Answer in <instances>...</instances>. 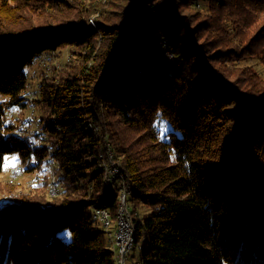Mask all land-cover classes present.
<instances>
[{
    "label": "trees",
    "instance_id": "16d2710c",
    "mask_svg": "<svg viewBox=\"0 0 264 264\" xmlns=\"http://www.w3.org/2000/svg\"><path fill=\"white\" fill-rule=\"evenodd\" d=\"M22 1L54 12L84 2ZM90 1L66 24L0 29V173L12 152L27 172L50 169L33 186L42 196L0 204V262L117 264L93 213L115 220L126 185L137 264H264V88L236 73L264 48L206 34L236 15L244 23L264 0H117L112 11ZM63 46L71 59L39 80L35 142L6 111L27 108L26 67Z\"/></svg>",
    "mask_w": 264,
    "mask_h": 264
},
{
    "label": "rangeland",
    "instance_id": "374dc122",
    "mask_svg": "<svg viewBox=\"0 0 264 264\" xmlns=\"http://www.w3.org/2000/svg\"><path fill=\"white\" fill-rule=\"evenodd\" d=\"M96 0H92L95 2ZM106 2L105 7L109 8L110 11L115 6L117 0H103ZM90 0H84L83 3H74L67 6V10L52 11L49 7H41L33 3H26L22 0H7L2 6H0V29H17L21 30L27 27H43V26H58L60 24H66L69 21L78 20L81 16V11L83 6H91ZM89 4V5H88ZM1 5V3H0ZM83 5V6H82ZM183 11V10H182ZM249 15L245 19V22H241L236 15L234 21L231 19H226L225 22L229 25L230 28H221L217 30L211 29L207 30L206 34L210 36L219 37L220 41L226 40V36L234 34L239 39L238 49L242 46L253 47L252 51L261 52V48H264V7L259 9H254L253 7L248 8ZM181 12V11H180ZM225 12V11H224ZM222 15L226 18L220 10H215L212 13L211 17L215 18L216 15ZM98 15V16H97ZM91 21L94 17L100 18L99 14L91 15ZM103 19V18H102ZM191 20H194L196 23L197 15H193ZM235 26L239 27V31L234 30ZM231 30L233 33H229ZM263 35H259L255 38L254 43L252 44V37L258 35L259 32ZM230 41H228L229 43ZM233 44H237V41H233ZM264 52V51H263ZM245 53H243L244 55ZM71 53L69 46H63L61 49L56 50L55 52L46 51L40 54L35 61L26 67V72L28 76L27 88L24 91V94L27 96L28 105L25 109L9 107L11 114H9L7 119L17 121L21 130L26 136L32 141H37L34 137L36 131L40 130L39 125V116L37 104L35 98L37 96V90L39 85V80L43 71L50 72L51 68L54 66L60 68L65 62L71 59ZM68 58H70L68 60ZM77 63L75 59L74 64ZM230 67H232L230 65ZM233 68V67H232ZM240 78H245L249 83H255L252 88L259 89L264 88V60L261 58H246L240 62L239 69L236 71ZM257 75L259 79H257ZM237 76V75H235ZM136 135L133 133L132 136ZM112 160L119 163V160L116 158L114 152ZM22 163V159L18 152H12L5 155V162L3 171L0 173V204L6 202L9 199H14L17 196L25 197H35L42 196V193L45 191L41 187H33L35 184L43 182L47 178V171L50 172V169L46 166H42L40 170L34 172L25 171L23 176L19 177L16 180H11L10 172L13 169H17ZM120 164V163H119ZM47 170V171H44ZM54 182V180H53ZM49 185L48 195L57 196L58 195V185L53 183ZM140 212L144 213L145 208H140ZM99 223V222H98ZM99 225H101L99 223ZM106 229V228H105ZM107 230V229H106ZM116 231V222L114 221L112 225L107 230V239L112 242V247L114 251L116 250V245L113 243L115 238ZM61 235L65 237H70V231L65 229L60 232ZM138 260V249L133 247L129 250L127 255V264H137Z\"/></svg>",
    "mask_w": 264,
    "mask_h": 264
},
{
    "label": "bare ground",
    "instance_id": "6f19581e",
    "mask_svg": "<svg viewBox=\"0 0 264 264\" xmlns=\"http://www.w3.org/2000/svg\"><path fill=\"white\" fill-rule=\"evenodd\" d=\"M70 58H68L69 60ZM11 110L7 109L6 111V116H8L9 114H11ZM19 133H23L21 130L18 129ZM103 157V164L106 170V176L107 179L109 181H111V173H110V160H112L113 157V151L110 148V159H109V152H108V148L103 152L102 154ZM116 162V161H114ZM117 163V162H116ZM118 164V168L120 169V164ZM121 170V169H120ZM24 166L20 165L17 169H13L10 174H11V180H16L19 177L23 176L24 174ZM119 177V174H114V181L115 179H117ZM55 184V182H53ZM127 192H128V187L125 185V189H124V198L123 195H120V204H119V209H118V213H117V217L115 220L112 219V215L110 213L109 210L105 209V208H95L94 209V213H93V217L95 220H97V222H99L104 228H106L107 230L109 229V227L112 225V223L115 221L116 222V231H115V238L113 240V243L116 245V258H117V264H123V258L121 256V249H120V237L118 235V230L121 227V224H123V209L124 212H126V218L129 224V236L127 237V246L125 247V260H127V255L130 249H132L134 247V242H135V227L133 224V220L130 214V208L127 202ZM100 210H106V215H105V219L103 214L101 213ZM127 264V262H126Z\"/></svg>",
    "mask_w": 264,
    "mask_h": 264
},
{
    "label": "built area",
    "instance_id": "2783aa9c",
    "mask_svg": "<svg viewBox=\"0 0 264 264\" xmlns=\"http://www.w3.org/2000/svg\"><path fill=\"white\" fill-rule=\"evenodd\" d=\"M109 152V159H110V148H108ZM110 173H111V181H114V174H120V169L118 168V164L114 161L110 160ZM124 189L125 185L122 188L121 195H123L124 198ZM101 213L104 216L106 215V210H100ZM118 235L120 237V249H121V256L123 258V264H126L125 260V247L127 246V237L129 236V224L126 218V212H124L123 209V224H121V227L118 230Z\"/></svg>",
    "mask_w": 264,
    "mask_h": 264
},
{
    "label": "snow or ice",
    "instance_id": "6c2138e0",
    "mask_svg": "<svg viewBox=\"0 0 264 264\" xmlns=\"http://www.w3.org/2000/svg\"><path fill=\"white\" fill-rule=\"evenodd\" d=\"M11 241H9V243H10ZM0 264H3V262H0Z\"/></svg>",
    "mask_w": 264,
    "mask_h": 264
}]
</instances>
